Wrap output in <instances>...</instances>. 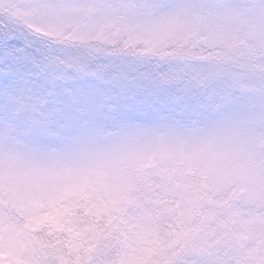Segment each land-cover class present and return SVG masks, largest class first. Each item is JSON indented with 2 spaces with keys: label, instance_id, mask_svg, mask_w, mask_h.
<instances>
[{
  "label": "snow or ice",
  "instance_id": "1",
  "mask_svg": "<svg viewBox=\"0 0 264 264\" xmlns=\"http://www.w3.org/2000/svg\"><path fill=\"white\" fill-rule=\"evenodd\" d=\"M0 264H264V0H0Z\"/></svg>",
  "mask_w": 264,
  "mask_h": 264
}]
</instances>
